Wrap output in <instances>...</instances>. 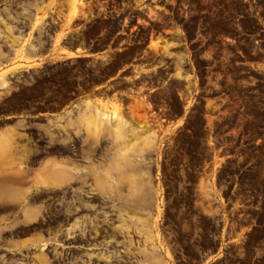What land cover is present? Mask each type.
I'll return each instance as SVG.
<instances>
[{
	"label": "rangeland",
	"instance_id": "rangeland-1",
	"mask_svg": "<svg viewBox=\"0 0 264 264\" xmlns=\"http://www.w3.org/2000/svg\"><path fill=\"white\" fill-rule=\"evenodd\" d=\"M94 1L53 0L51 15L62 18L68 30L81 10L85 20L134 15L139 21H131L134 31L147 27L149 63L119 74L131 80L128 103L98 97L94 105L85 104L95 114L85 116L84 126L96 133L107 127L108 132L86 136L85 143L120 144L122 154L135 155L131 185L87 187L111 204L115 222L127 226L121 229L144 240L135 248L141 261L175 264L172 234L177 230L186 242L184 253L198 259L195 264H219L221 249L215 246L227 216L223 195H243L237 201L264 207V0H118L117 12H109L113 8L104 3L96 7ZM59 43L60 34L53 48ZM79 63H68L69 81L76 80L70 68ZM110 114L120 118L117 125L106 122ZM59 139L63 144L74 140ZM11 143V138L3 142L0 158L13 157ZM124 175L110 179L128 180ZM36 185L51 191L67 186ZM84 196L29 195L28 203L38 207L32 216L0 198V264H80L78 251L64 246L59 230L41 228L50 216L57 223L76 216L74 205ZM233 237L240 239V234Z\"/></svg>",
	"mask_w": 264,
	"mask_h": 264
},
{
	"label": "flooded vegetation",
	"instance_id": "flooded-vegetation-1",
	"mask_svg": "<svg viewBox=\"0 0 264 264\" xmlns=\"http://www.w3.org/2000/svg\"><path fill=\"white\" fill-rule=\"evenodd\" d=\"M52 2L0 0V73H3L0 77V127L10 125L11 119L16 118L3 111L21 107L28 111L26 133L35 142L29 152L34 164L30 168L39 175L37 177L43 175L39 165L50 158L57 161L75 158L85 165L97 162L104 147L102 144L49 145L41 137L39 127L48 124L53 114L81 108L82 98L89 95L128 103L131 80L129 76L119 74L135 70L133 67L138 64L149 63L145 53L148 47L145 43V39L148 40L145 37L147 27L140 26L134 31L136 26H132L131 21L139 22L136 16L117 14L103 16L102 21L85 20L81 10L73 20L74 26L68 30L62 18L51 15ZM102 3L113 8L109 12H117L114 8L119 4L118 0H95L93 5L99 7ZM58 34L59 47L53 48ZM66 52L72 56H67ZM72 61L80 62L70 68L77 72L75 81L68 79V63ZM92 62L99 65L90 66ZM85 71L92 73L85 74ZM95 71L103 73L98 75L93 73ZM110 71L114 74L107 73ZM96 75V79H91ZM68 87L74 89L68 91ZM23 89H26V94ZM95 92L100 96H95ZM67 188L73 187H54L53 191H42L36 195L62 197L66 195L62 190ZM68 196L71 198L73 195ZM242 196L222 197L223 214L227 216L221 219V234L215 246L221 249L219 264H264V207L237 201ZM110 205L97 192L85 194L84 202L74 205L76 216L63 218L61 223L56 222V216H50L41 229L45 232L59 230L61 241L66 242L64 246L78 251L80 264H149L141 261L143 256L135 249L146 243L135 238L137 234L121 229L127 226L115 222V212ZM163 227L159 226V230L162 231ZM235 234H240V239L234 238ZM172 237L175 264H195L198 259L184 253L182 247L186 242L180 240L179 231L176 230ZM208 252H211V247L203 254ZM158 254L162 258L163 251Z\"/></svg>",
	"mask_w": 264,
	"mask_h": 264
},
{
	"label": "crops",
	"instance_id": "crops-1",
	"mask_svg": "<svg viewBox=\"0 0 264 264\" xmlns=\"http://www.w3.org/2000/svg\"><path fill=\"white\" fill-rule=\"evenodd\" d=\"M72 53L75 55L74 52ZM23 93L26 94V89H23ZM95 99L93 95L83 97L81 108H77V110H74V108L67 109L65 112L51 115L49 123L39 127L41 129V137L46 138L45 143L49 145L63 144L64 142L59 137L71 136L74 139L73 144H86V136L107 135V127L99 129L100 132L96 133L94 132V128L84 126L85 116L95 114L94 108L90 107L86 109L85 104L90 103L94 105ZM3 112L6 115L16 116V118L11 119L12 123L10 125L0 127V151H2L1 146L3 142L8 141L10 138L12 139L13 157L8 158L5 156V159L0 158V198L10 203L11 207L24 208L25 213L29 216L34 215L38 207H33L28 203L29 195H36L42 191L52 190L38 187L36 185L37 182L64 183L67 187L72 186L76 189V191L71 192L62 191L66 195L90 194L92 191H89L87 187L89 184L101 187L115 182L120 184L127 182L131 185V163L135 155H133L132 151L128 154H122L120 144H102L104 147L102 148L101 158L97 162L85 165L80 164L75 158L66 157L58 161L55 158H50L39 165L44 179L36 180L39 175L36 172H32L30 168L34 164L32 163V158L29 156V152L35 142L26 133L28 111L25 107H21ZM69 124H72V126L69 127ZM49 136L57 138H47ZM1 167H5L6 169L1 170ZM127 174L129 175V179L125 181H122V179H110V177L120 178L122 175L126 177ZM129 193L131 194V186L129 187ZM139 199L144 200L145 198L140 197Z\"/></svg>",
	"mask_w": 264,
	"mask_h": 264
},
{
	"label": "bare ground",
	"instance_id": "bare-ground-1",
	"mask_svg": "<svg viewBox=\"0 0 264 264\" xmlns=\"http://www.w3.org/2000/svg\"><path fill=\"white\" fill-rule=\"evenodd\" d=\"M66 53H68L69 55H70V53L69 52H66ZM139 73V72H138ZM104 117V116H103ZM119 121H120V118L119 117H117L116 116V114H110L109 115V117H106V122L108 123V122H113L115 125H117L118 123H119ZM116 135H118V133L116 134Z\"/></svg>",
	"mask_w": 264,
	"mask_h": 264
}]
</instances>
